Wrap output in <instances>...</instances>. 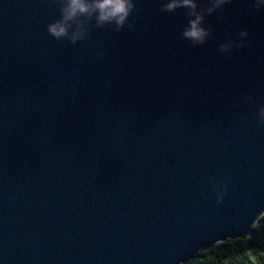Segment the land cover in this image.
Instances as JSON below:
<instances>
[{
    "label": "water",
    "instance_id": "1",
    "mask_svg": "<svg viewBox=\"0 0 264 264\" xmlns=\"http://www.w3.org/2000/svg\"><path fill=\"white\" fill-rule=\"evenodd\" d=\"M136 2L73 46L54 0H0V264H187L264 214V10L193 46L185 9Z\"/></svg>",
    "mask_w": 264,
    "mask_h": 264
},
{
    "label": "clouds",
    "instance_id": "2",
    "mask_svg": "<svg viewBox=\"0 0 264 264\" xmlns=\"http://www.w3.org/2000/svg\"><path fill=\"white\" fill-rule=\"evenodd\" d=\"M58 5L60 18L47 25V32L61 45L65 42L75 46L78 42L87 41L92 36L93 28L99 30L105 27L114 32H120L125 27L132 28L130 18L138 11L136 0H54ZM232 0H206L201 6L199 0H162L160 11L174 13L178 9H185L189 17L188 25L182 32V37L193 46L203 45L212 37L213 28L206 26V18L214 13L218 18H224V6ZM250 8L259 12L264 10V0H250ZM249 33L242 30L237 33L236 39L230 35L226 42L220 44L222 53L231 55L235 49H242L248 43ZM96 58L104 55V49L95 52ZM249 103H254L253 97L248 96ZM257 118L260 125H264V104L257 109ZM211 182L216 184L215 178ZM227 181H224L225 188ZM223 201L221 195L218 203Z\"/></svg>",
    "mask_w": 264,
    "mask_h": 264
},
{
    "label": "trees",
    "instance_id": "3",
    "mask_svg": "<svg viewBox=\"0 0 264 264\" xmlns=\"http://www.w3.org/2000/svg\"><path fill=\"white\" fill-rule=\"evenodd\" d=\"M187 264H264V214L250 235L217 243Z\"/></svg>",
    "mask_w": 264,
    "mask_h": 264
}]
</instances>
